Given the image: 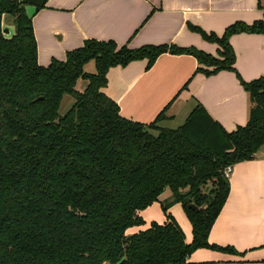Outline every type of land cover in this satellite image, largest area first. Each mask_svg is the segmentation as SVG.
Masks as SVG:
<instances>
[{"label":"trees","instance_id":"obj_1","mask_svg":"<svg viewBox=\"0 0 264 264\" xmlns=\"http://www.w3.org/2000/svg\"><path fill=\"white\" fill-rule=\"evenodd\" d=\"M46 3L0 0V264H192L188 258L199 248L236 253L211 244L209 234L230 193L225 168L264 147V76L247 82L237 73L252 107L248 123L233 131L200 103L176 128L157 125L164 113L149 124L133 121L103 88L112 67L141 59L151 67L167 52L192 54L201 64L197 72L208 76L237 72L230 37L264 32V18L236 22L222 36L189 24L219 45L217 55L176 44L132 48L87 39L64 60L43 66L26 6L38 11ZM90 61L95 73L85 71ZM80 78L88 82L84 91L76 89ZM66 95L75 100L60 114ZM166 189L173 193L162 203L168 221L130 238V228L145 224L139 212ZM174 203L191 221L190 243L168 213Z\"/></svg>","mask_w":264,"mask_h":264},{"label":"crops","instance_id":"obj_2","mask_svg":"<svg viewBox=\"0 0 264 264\" xmlns=\"http://www.w3.org/2000/svg\"><path fill=\"white\" fill-rule=\"evenodd\" d=\"M262 5L264 0H47L40 10L28 5L26 11L33 19L38 62L47 66L54 58L64 60L69 50L87 39L115 40L132 48L176 44L217 55L219 45L188 25L222 36L236 22L251 25L263 19ZM230 43L237 72L222 70L208 76L197 72L201 64L192 54L167 52L151 67L147 59L112 67L103 91L119 104L121 115L133 121L149 124L164 113L167 127L176 128L200 103L226 130L233 131L248 123L252 107L237 73L247 82L264 76V32L235 33ZM85 71L95 73V61L87 63ZM87 84L80 78L76 89L84 91ZM229 181L230 193L209 241L237 252L199 248L188 258L192 264H264V147L254 159L235 164ZM170 197L173 193L166 189L159 201L141 210L145 224L128 233L145 230L154 221L167 222L161 204ZM180 204H172L169 213L190 243L193 227Z\"/></svg>","mask_w":264,"mask_h":264},{"label":"rangeland","instance_id":"obj_3","mask_svg":"<svg viewBox=\"0 0 264 264\" xmlns=\"http://www.w3.org/2000/svg\"><path fill=\"white\" fill-rule=\"evenodd\" d=\"M5 25L7 27H10L12 28L13 27V19L10 18V17H7L6 20H5ZM74 97H72L71 95H66L63 99V102H62V105H61V108H60V114H64L68 109H70V107L72 106V104L74 103ZM157 125L158 126H162V127H167L169 126V122L166 121L165 119H163V117L157 121ZM173 127V126H171ZM212 187V183H209L204 189L205 190H210V188ZM173 197H170L169 199H167L163 204H167V203H170V201L172 200ZM162 205V204H161ZM181 205V204H180ZM182 207V205H181ZM183 208V207H182ZM163 209V208H162ZM165 215H167V213L162 210ZM169 213V212H168ZM168 217V216H167ZM226 252H229L227 250H225ZM232 253V252H230Z\"/></svg>","mask_w":264,"mask_h":264},{"label":"built area","instance_id":"obj_4","mask_svg":"<svg viewBox=\"0 0 264 264\" xmlns=\"http://www.w3.org/2000/svg\"><path fill=\"white\" fill-rule=\"evenodd\" d=\"M233 170H234V165H229L225 168L224 170V176L227 178V179H231L232 177V174H233Z\"/></svg>","mask_w":264,"mask_h":264},{"label":"water","instance_id":"obj_5","mask_svg":"<svg viewBox=\"0 0 264 264\" xmlns=\"http://www.w3.org/2000/svg\"><path fill=\"white\" fill-rule=\"evenodd\" d=\"M190 208H193V209H198V207L195 205V204H191L190 205ZM130 238L132 237V235L129 236Z\"/></svg>","mask_w":264,"mask_h":264}]
</instances>
